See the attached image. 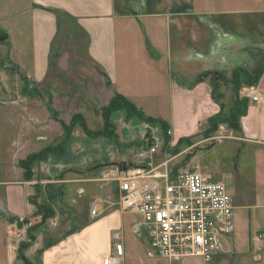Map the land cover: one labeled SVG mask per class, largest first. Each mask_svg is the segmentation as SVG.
Wrapping results in <instances>:
<instances>
[{
    "label": "crops",
    "instance_id": "crops-1",
    "mask_svg": "<svg viewBox=\"0 0 264 264\" xmlns=\"http://www.w3.org/2000/svg\"><path fill=\"white\" fill-rule=\"evenodd\" d=\"M7 1L0 11V17H4L0 24L9 33L11 45L9 58L0 45V214L9 217L11 224L0 222V248L5 252L0 264H24L17 258L24 240L12 237L8 228L16 230L20 226L18 219L35 217L37 207L33 198L37 183L44 182L35 180L36 175L48 177L46 181L51 187L62 188L64 203L58 197H38V202L55 211L51 223H59L72 212L76 226L73 227L72 218L68 219L70 227L66 231L70 232L63 238H58L62 235L58 231L44 235L40 229L34 232V242L24 251L31 262L103 264L106 256L115 253L113 233L118 231L110 230L114 223L111 219H118V210L102 216L100 213L99 219L91 215L100 183L74 181L71 185L72 179L56 178L67 171V176L73 171H85L87 160L91 165L89 177L105 171L115 158L121 161L122 156L111 155L104 149L109 137L97 135L96 141L76 124L64 146L65 152L52 153L46 160L33 163V179H25V170L20 166L31 146L40 151L46 143L61 144L65 138L63 125L53 119L39 125L34 114L29 123L31 130L27 124L22 126L28 129L27 133L19 131L18 115L14 113H18L22 100L23 74L37 83L47 78L61 12L75 17L87 35L89 56L106 82V98L101 106L115 94L124 96L145 116L165 121L172 130L174 144L181 138L201 135L211 117L221 111L229 114L237 97L247 100L246 114L240 120L241 131H235V138L226 139L227 143L221 141L214 150L220 166L210 177L214 180L217 175V181H228L225 183L233 199L235 219L234 232L226 239V250L215 256L228 254L238 264H264V246L256 247L252 242L255 233H264V108L253 102L250 95L251 87L264 94V0H129L132 12L125 10L121 0H23V10L19 9L20 0ZM151 44L164 48L163 63L157 60V54L151 53ZM237 69L251 76L261 69L263 72L256 83H242L238 95L233 84H223L221 109L212 98V76H229ZM201 76L202 80L197 81ZM228 92L232 98L227 101ZM117 114L111 116L112 122ZM63 119L65 123L70 120ZM85 143L92 146L85 147ZM224 168L227 172L222 173ZM72 188L78 191L80 199L72 198ZM75 204H79L78 210L85 211L84 220L75 211ZM120 222L125 264H134L128 259L126 222L121 218ZM104 237L112 244L108 250L100 251L97 241ZM132 251L138 252L135 247ZM198 257L203 258L191 256L184 262L191 264L190 259Z\"/></svg>",
    "mask_w": 264,
    "mask_h": 264
},
{
    "label": "rangeland",
    "instance_id": "rangeland-1",
    "mask_svg": "<svg viewBox=\"0 0 264 264\" xmlns=\"http://www.w3.org/2000/svg\"><path fill=\"white\" fill-rule=\"evenodd\" d=\"M7 3H9V1L6 2V0H0V11H2L1 8H5L7 6ZM121 3H123L122 5L125 10H127L128 12H132L129 0H121ZM19 4L20 10H23L26 7L24 5L25 1L23 0H20ZM3 18L4 17H0V20H2ZM59 26L60 27L58 29L57 36L53 42V49L50 55V69L45 81L42 83L32 82L26 74H23L22 76L26 78V80L24 81V78H22V100L20 102L18 113L16 114V112H14L15 115H18L19 121L17 122V125L18 127H20L19 131L23 132L26 130L27 133L28 129H23L22 126H27L28 124L31 130V114L35 115L36 122L39 125H43L45 121L53 119L54 121L59 122V124H61V121L63 124L70 126L73 117L79 116L81 119L76 120L77 125L81 126L82 124H85V126L89 130L91 138H94V140L97 141L99 138L97 137L96 132L104 130V121L102 114L103 108L107 106L111 101L110 100L106 105L101 106V103L106 98L104 94V87L106 82L104 81V79L102 80L101 78V75H103L102 71L96 64L92 62L89 56L88 38L84 30L77 22V19L69 15L67 12H61L59 15ZM9 39V33L4 30L2 25L0 24V45L7 50L6 54L8 58L10 57L11 50V45H9ZM161 51H164V48L162 46H155L151 44V53L155 56L156 54L158 55L157 60H159V62L164 61L165 59V52L162 53ZM158 66L161 65L158 64ZM230 97L231 94L230 92H228L227 101ZM116 113H118L117 116H114V122H116H112L116 137L110 139L106 137V139L108 138V143L103 144V146L104 149H108V152H110L111 155L118 154L122 156V160L120 161L115 158L114 163H112L109 168H106L105 171H100L98 175L91 177H89V167L91 165H88L87 162L89 160H87L84 162L85 171H73L75 174L71 172L68 176L67 171V173L64 172L63 175H57L56 178L69 180L72 179L71 185L75 184L73 183L74 181H84L87 182V184L100 183V186L98 188L99 192L97 193V196L99 197L95 200L96 202L100 203V205H102L100 216L110 214L113 210H118L115 215L118 216V219H111L114 221V223L113 225H111L110 232H112L113 230L118 232L122 230V227H119L121 224L120 218L123 220V222H126V232L124 233L126 245L129 249L128 259L133 261L134 264H169L165 260L157 261L156 258H151L147 255L149 245L146 244L148 242L145 238L142 226L134 214L129 211H124L121 208L118 187L116 185V182L113 181V178L116 176V173L113 170L116 168L117 165H119V162H122L123 164L137 163L138 152L141 148L148 145L151 133L153 132L151 130L152 127L155 128L156 131H159L161 127L159 124L150 123L146 120L140 119L138 116L135 115L134 112H128L127 109L118 110L112 113V115ZM63 117L67 120L70 119L69 122L65 123ZM99 119H102L103 123L101 120L99 121ZM133 120L135 121L134 125L130 126V123L131 121L133 122ZM127 125L130 127H128ZM123 127H126L128 129H124ZM117 128L118 134L116 132ZM63 129H65L64 126ZM83 132L85 133V135L88 136V134L84 130ZM159 132L161 133V131ZM203 133L197 137L189 138L188 141L175 142V144L171 141L166 151H160L159 154L155 155L154 163L170 160V167H175L179 170L203 171L204 173L207 172L206 174L211 176L214 171H219L220 165L217 164L218 157L215 152V148L219 145L220 142L216 140H209L208 138H210L211 136L206 138ZM29 136H31V133L29 134ZM52 137L56 138L55 134H53ZM30 140L31 137L29 141ZM89 141L93 144V141ZM225 143H227V140L225 141ZM59 144L60 142L57 141L55 143H46L45 145H43V149L40 151H35L37 148L31 146V149L28 151L30 153L27 155V157L48 149V151H50L51 153H47V159L48 157H50V154L53 153L52 148L54 146H58ZM84 146L91 147L92 145H87L85 143ZM64 150H67V147H64L63 149L57 148V150L55 151L65 152ZM130 151H132V153ZM226 165L227 164H225V166ZM98 167L99 166H97V168ZM223 172H227V170L222 171V173ZM223 175H225V173ZM88 178L89 180L85 181V179ZM34 179L44 181L42 183H37L38 189L36 190L37 192H40V199L45 200L46 197L50 199L58 197V200L63 202L64 195L63 193H61L62 188L59 189L55 188L54 186L51 187V184L46 181L48 180V177L46 176L36 175ZM214 180H219L217 175L214 176ZM223 180L226 183L228 182L226 179ZM71 191L74 192L72 198L76 197L75 199H80V194L78 193V191H74L73 188L71 189ZM89 193H92L90 189ZM63 203L62 206H65ZM78 205L79 204H75L74 209L76 212H78L80 219L84 220L86 218L85 211L82 209L78 210ZM120 211L126 214L121 215V213H119ZM70 218L73 219L72 223L75 224L72 212H70V216L61 220L59 223L57 222V224H52L50 219L42 227L38 224L40 222V217H32L31 220L35 222L34 226L32 227H37V229H40L41 233L44 232L43 235L58 231L62 234L60 237L59 235H57L58 238H63L69 235L70 231L67 232L66 230H68L70 227L69 222H67ZM99 218L100 217L98 216L97 219ZM2 220L3 222L7 221L10 223L9 217L4 214H0V222ZM75 226L76 224L73 225V227ZM9 228L8 230L11 231V236L15 238L17 237L18 239V229H13L12 231ZM63 229H65L64 233L62 232ZM120 234L122 237V233ZM111 242L112 241L108 240L106 237L99 238L97 241V248L100 251H106L111 247ZM132 247H135L136 251L138 252H131V249L133 250ZM4 258V249L2 250L0 248V260H4ZM17 258L20 259V257ZM17 262H14L13 264H16ZM190 263L238 264L235 260V257H232L228 254L214 256V258L210 260L199 257L192 258L190 259ZM183 264H185L184 261Z\"/></svg>",
    "mask_w": 264,
    "mask_h": 264
},
{
    "label": "built area",
    "instance_id": "built-area-1",
    "mask_svg": "<svg viewBox=\"0 0 264 264\" xmlns=\"http://www.w3.org/2000/svg\"><path fill=\"white\" fill-rule=\"evenodd\" d=\"M250 95L264 108L263 93L251 87ZM151 130L148 145L138 152V162L113 170L121 208L139 220L149 245V257L169 264H183L191 256L210 260L225 251L226 239L235 229L233 199L227 184L216 182L203 171L170 167V160L154 163L155 155L167 147L163 131L153 127ZM167 134L172 135L171 128ZM233 138L235 130L220 123L208 139L221 142ZM100 213L101 205L95 202L91 215L97 217ZM18 222V238L26 240L35 222L23 218ZM113 239L115 253L106 256L103 264H125L120 232L113 233ZM252 242L256 247L264 246V233H255Z\"/></svg>",
    "mask_w": 264,
    "mask_h": 264
},
{
    "label": "trees",
    "instance_id": "trees-1",
    "mask_svg": "<svg viewBox=\"0 0 264 264\" xmlns=\"http://www.w3.org/2000/svg\"><path fill=\"white\" fill-rule=\"evenodd\" d=\"M262 72H263V69H261L254 76H251L246 71L242 69H237V70H234L229 76H225L221 73H217L216 75H213L211 79L212 98L220 104L221 109H222L223 108L222 99L224 95H223V92L221 91V87L223 84H233L235 86L236 94L238 95L239 94L238 91L242 83H245L248 85H252L256 83L259 80ZM202 78H203L202 76L198 77L197 81L202 80ZM23 80L25 81L26 78H24ZM236 102L237 103L230 110L229 114L225 115L221 111L218 115L211 117L209 119L208 127L205 130H203L204 132L203 134L206 138L212 136L215 133L220 123H227L231 128H233V130L239 131V132L241 131L240 120H241V117L246 114L247 100L246 99L241 100L237 97ZM121 109H127L128 112H134L135 115L138 116L142 120H146L150 123L159 124L163 131L162 133L165 134L166 147L170 145L172 138L171 136L167 134V131L170 128V126L163 120L153 119L151 117L145 116V114L141 112L137 107H135V105L131 101H129L127 98H125L124 96L120 94H116L111 99L109 104L103 108L102 114H103V121H104V130L96 132V135H106L109 138L116 137L114 128L112 126L111 116H112V113L118 110H121ZM78 119H81V118L79 116H74L70 126L63 124L60 121V123L65 128V138L61 144H59L58 146H54L52 148L54 154L61 153L60 151H55V150H57V148L59 149L64 148V145L66 144V142H68V139H69L68 136H70L72 127L77 124L76 120ZM81 126L83 130L88 135H90L89 130L87 129L85 124H82ZM189 138L191 137L181 138L178 142L188 141ZM47 153L49 154L51 152L48 151L47 149L37 154L30 155L26 159L20 161V166H22L25 170L26 179L33 178V174H34L32 171L33 163L46 159ZM37 189H38V186H37ZM39 193L40 192L36 191V195L34 196L33 201L35 202L36 204L35 206L37 207V212L35 214V217L36 218L40 217V222L38 224L42 227L48 222V220L54 218L55 211L51 207L38 202ZM37 230H38L37 227H31L30 230H28L26 240L20 243L18 257H20V260H22L24 264H34L25 256L24 251L26 248L30 247V244L34 242L35 240L34 232H36Z\"/></svg>",
    "mask_w": 264,
    "mask_h": 264
},
{
    "label": "water",
    "instance_id": "water-1",
    "mask_svg": "<svg viewBox=\"0 0 264 264\" xmlns=\"http://www.w3.org/2000/svg\"><path fill=\"white\" fill-rule=\"evenodd\" d=\"M120 167H121V169H125L126 168L125 165L122 164V163H121Z\"/></svg>",
    "mask_w": 264,
    "mask_h": 264
}]
</instances>
